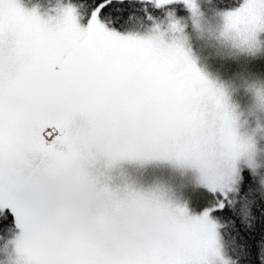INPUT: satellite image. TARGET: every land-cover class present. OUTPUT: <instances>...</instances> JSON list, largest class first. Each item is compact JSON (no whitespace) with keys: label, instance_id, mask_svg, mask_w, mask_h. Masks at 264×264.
<instances>
[{"label":"snow or ice","instance_id":"snow-or-ice-1","mask_svg":"<svg viewBox=\"0 0 264 264\" xmlns=\"http://www.w3.org/2000/svg\"><path fill=\"white\" fill-rule=\"evenodd\" d=\"M125 2L101 0L82 28L71 8L44 20L0 0V208L21 229V264H206L217 251L211 213L231 202L240 145L225 115L230 152L214 161L196 111L210 85L179 46L113 27L108 10ZM139 2L152 21L149 4L176 0ZM230 23L255 20L241 7ZM152 158L198 168L216 204L194 214L97 178L100 163Z\"/></svg>","mask_w":264,"mask_h":264},{"label":"clouds","instance_id":"clouds-1","mask_svg":"<svg viewBox=\"0 0 264 264\" xmlns=\"http://www.w3.org/2000/svg\"><path fill=\"white\" fill-rule=\"evenodd\" d=\"M190 15L186 18L167 16L155 18L139 31L151 34L166 44L179 46L198 68L203 78L210 85L211 92L199 98L196 111L205 122V131L213 136L208 146L214 161L222 163L229 154L230 148L222 138L224 116L227 115L237 144L240 145L238 154L232 161L239 172L245 168L256 178L259 190L264 193V148L259 146L258 138H264V123L258 118L264 113V77L247 72L244 68L225 78L213 62L225 59H236L234 53L258 55L264 53V41L259 33L264 32V0H244L241 7L251 10L255 24L252 28L230 23V16L239 11L224 12L217 8L214 0H182ZM207 6L206 8L204 6ZM172 25H176L175 28ZM229 53L228 56L225 53ZM241 93L250 97V103L242 106L239 99ZM256 121L254 127L249 126ZM249 129L248 131H242ZM114 166V165H113ZM103 163V171L96 169L97 178L102 186L100 177L107 175L113 168ZM242 179V176H240ZM239 195V181L232 185L228 198ZM223 227V225H220ZM214 253L221 259V264H235L224 257L219 248ZM17 264H21L18 261Z\"/></svg>","mask_w":264,"mask_h":264},{"label":"rangeland","instance_id":"rangeland-1","mask_svg":"<svg viewBox=\"0 0 264 264\" xmlns=\"http://www.w3.org/2000/svg\"><path fill=\"white\" fill-rule=\"evenodd\" d=\"M20 3L27 11H35L42 19H52L53 21L59 18L66 9L71 8L75 10L80 26L86 28L88 25L89 18L84 20L80 16L76 6L71 3L62 2L49 6L25 3L23 0H20ZM243 3L244 0L237 8L225 10L224 12L235 11L240 8ZM204 7L206 8L207 6L205 5ZM174 15L181 18L175 13ZM141 29L142 28H137L133 30L140 31ZM259 38L261 41H264V32L259 33ZM226 54L227 52L225 55ZM235 54H237L236 59H225L224 61L217 60L213 62L214 67L220 69L225 78L230 77L241 68H244L249 73L264 77V53L255 56L244 53ZM197 68H201V66L197 65ZM201 70L203 71L202 68ZM237 99H239L242 106L250 103V97L243 93H241ZM258 118L260 122L264 123V113H259ZM255 123L256 121L254 120L249 126V129L250 127H254ZM249 129H244L242 131H248ZM258 140L259 146L264 148V138H258ZM102 165L103 163L97 165V168L101 171H103ZM240 176L241 172H239L238 169V177ZM100 179L101 182L106 183L111 190L117 191L121 195L126 191H133L141 195L152 197L173 209L186 207L194 214H202L206 208L213 207L217 202V197L220 196L219 193L214 195L201 182V172L198 168L170 158L125 159L115 164L113 168L107 172V175L101 176ZM238 181H240V178H238ZM220 198L223 199V197ZM226 203L227 201L225 204ZM8 209L13 213L11 208ZM211 218L217 224V247L224 257L229 258L220 235L219 220L214 216L213 212L211 213ZM20 234L21 229L17 226V231L14 235L6 238L0 245V264H17L18 261H21L15 244ZM206 264H221V259L210 253L206 257Z\"/></svg>","mask_w":264,"mask_h":264},{"label":"trees","instance_id":"trees-1","mask_svg":"<svg viewBox=\"0 0 264 264\" xmlns=\"http://www.w3.org/2000/svg\"><path fill=\"white\" fill-rule=\"evenodd\" d=\"M176 1L180 2H175L168 9L153 8L149 4V12L157 19L167 17L169 11L179 17H188L190 13L182 0ZM23 2L41 6L62 2L71 3L79 10L80 16L86 20L101 0H23ZM242 2L243 0H214L215 6L223 11L235 9ZM142 7L139 0H131V2L126 0L122 10L120 5L110 8L108 14L111 16L112 26L120 31L143 28L144 23L148 21ZM101 15L102 18L107 16L106 13ZM129 15H134L138 19L130 23ZM226 55L228 56L229 53ZM234 55L237 54L234 53ZM241 176L239 195L231 197L230 203L227 202L222 209L219 208L213 213L219 220L220 235L228 257L235 264H264V193L259 190L256 178L250 170L245 168ZM16 231L17 226L13 213L8 208H0V245Z\"/></svg>","mask_w":264,"mask_h":264}]
</instances>
